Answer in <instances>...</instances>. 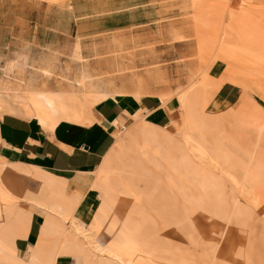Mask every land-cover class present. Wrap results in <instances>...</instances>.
I'll return each mask as SVG.
<instances>
[{"label":"rangeland","instance_id":"obj_1","mask_svg":"<svg viewBox=\"0 0 264 264\" xmlns=\"http://www.w3.org/2000/svg\"><path fill=\"white\" fill-rule=\"evenodd\" d=\"M76 79L169 122L122 120L82 192L0 163V263L264 264V0H0V114L33 118L26 82L81 97Z\"/></svg>","mask_w":264,"mask_h":264},{"label":"crops","instance_id":"obj_2","mask_svg":"<svg viewBox=\"0 0 264 264\" xmlns=\"http://www.w3.org/2000/svg\"><path fill=\"white\" fill-rule=\"evenodd\" d=\"M239 89L226 83L218 90L217 98L230 106L240 97ZM160 105L159 100L149 96L137 100L130 95H116L96 106L98 120L91 125L61 122L48 132L34 118L4 112L0 114V163H17L64 180L65 193L82 192L89 185L79 182L101 165L122 120L144 107L151 122L168 124L169 117ZM42 220L40 213H32L26 231L14 241L19 254L37 241Z\"/></svg>","mask_w":264,"mask_h":264},{"label":"bare ground","instance_id":"obj_3","mask_svg":"<svg viewBox=\"0 0 264 264\" xmlns=\"http://www.w3.org/2000/svg\"><path fill=\"white\" fill-rule=\"evenodd\" d=\"M75 83L82 89L81 97L73 96L74 93L69 89L71 84H68L69 87H67L58 83V86L52 87L46 83V80H42L36 86L29 82L25 83L26 89L29 91L26 101L28 100L30 103L32 117L47 132L53 131L61 122L91 125L95 118L94 106L114 95L108 91L110 94L106 93L99 97L98 95H96L97 97L92 96L90 92L85 91L83 80L76 79ZM115 94L117 95V93ZM92 97L96 98L91 101Z\"/></svg>","mask_w":264,"mask_h":264}]
</instances>
